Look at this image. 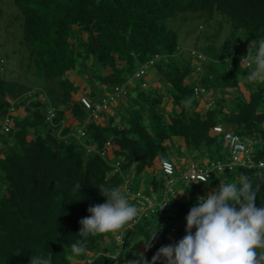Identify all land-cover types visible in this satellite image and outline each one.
<instances>
[{
  "label": "trees",
  "instance_id": "trees-1",
  "mask_svg": "<svg viewBox=\"0 0 264 264\" xmlns=\"http://www.w3.org/2000/svg\"><path fill=\"white\" fill-rule=\"evenodd\" d=\"M185 13L206 21L219 16L230 23V34L182 58L167 24ZM0 35L16 44L26 76L42 80L17 88L2 75L0 57V264H30L31 257L50 264H135L143 257L151 264L168 245L169 226L186 234L198 197L177 199L174 190L164 210L140 212L115 233L84 236L80 221L89 207L106 202L101 186L121 188L137 207L138 192L160 200L168 177L159 159L171 142L204 149L207 163L191 162L200 168L226 164L229 153L216 126L251 142L250 166L185 182L215 192L219 185L239 186L245 175L253 189L259 185L255 204L264 207V167H258L264 162V82H250L255 64L240 60L247 55L242 49L264 40V0H0ZM151 60L147 70L155 77L149 81L147 70L135 77ZM103 104L106 109L96 111ZM185 168L177 173L174 165L173 177ZM130 173L150 174L145 191L134 187ZM77 242L83 253L73 252ZM162 259L157 264H166Z\"/></svg>",
  "mask_w": 264,
  "mask_h": 264
},
{
  "label": "clouds",
  "instance_id": "clouds-1",
  "mask_svg": "<svg viewBox=\"0 0 264 264\" xmlns=\"http://www.w3.org/2000/svg\"><path fill=\"white\" fill-rule=\"evenodd\" d=\"M254 45L255 56L251 51ZM241 64H255L247 74L250 82L264 81V40L251 42ZM101 187L106 202L89 207L90 215L81 219L79 233L84 236L118 232L142 211L129 203L121 188ZM259 190V185L253 189L248 177L241 175L239 186L219 185L206 198L198 197L186 216L185 237L175 245L161 247L151 264H157L161 258L166 264H264V251H260L264 250V207L257 208L255 204ZM160 230L159 226L147 242L149 247ZM72 250L83 253L85 246L77 242ZM30 264H50V259L31 257ZM135 264L148 262L141 257Z\"/></svg>",
  "mask_w": 264,
  "mask_h": 264
},
{
  "label": "rangeland",
  "instance_id": "rangeland-1",
  "mask_svg": "<svg viewBox=\"0 0 264 264\" xmlns=\"http://www.w3.org/2000/svg\"><path fill=\"white\" fill-rule=\"evenodd\" d=\"M167 26L176 32L178 36V45L180 48V56L182 58L188 59L190 58V51L196 50L201 51L205 44L210 42L220 43L223 41L231 31V25L229 22L225 21L223 18L216 16L212 21H206L201 18L197 14L185 13L179 15L177 18L170 20ZM215 37V39H214ZM10 40L5 39L3 35H0V57L4 59L3 71L1 72L4 78L8 81H11L17 84L25 85L26 87H36L42 84L41 79H37L36 77H31L30 75L26 76L28 73L24 68L23 57L19 52L16 51V44L12 43ZM15 49V50H14ZM244 54H247V51L242 49ZM15 52V53H14ZM7 53V56L5 54ZM253 54V52H252ZM2 64V63H1ZM73 76V75H72ZM243 77V75H241ZM69 77H71L69 75ZM155 73L153 69L147 70L146 78H154ZM151 81V79L149 80ZM264 82V81H262ZM137 83V82H134ZM159 83H156L158 86ZM20 85H17V88ZM86 94H89L90 89L89 85H87L84 89ZM112 111V110H111ZM5 136V135H2ZM8 136V135H6ZM3 138V137H2ZM5 138V137H4ZM9 138V137H8ZM1 144V143H0ZM11 148L14 147V142L9 143ZM205 152L204 149H200V152H193L192 150H187L179 144L178 142H171L167 144V148L163 156L160 157L159 160L167 159L172 160L176 164H184L187 162H193L195 164H206L207 160L204 159ZM179 166V165H178ZM218 174L216 172H212L210 174L211 178H217ZM130 178L132 179L134 187L139 188L142 191H145L146 182L150 179V174L144 173L140 177L133 176L130 173ZM0 184L5 185V181L0 176ZM174 190L177 195H181L183 193H187L188 195L195 197H207L209 192H213L212 188L209 186H203L202 188H194L191 184L177 180L173 185ZM187 196L184 197L186 199ZM182 198V195H181ZM91 255V254H90ZM163 260V259H162Z\"/></svg>",
  "mask_w": 264,
  "mask_h": 264
},
{
  "label": "built area",
  "instance_id": "built-area-1",
  "mask_svg": "<svg viewBox=\"0 0 264 264\" xmlns=\"http://www.w3.org/2000/svg\"><path fill=\"white\" fill-rule=\"evenodd\" d=\"M241 60V59H240ZM153 60L149 61L147 64L140 67L138 72H136L135 77H139L140 75L144 74L145 71L148 68V65L152 63ZM246 66H249V64H245ZM199 91L201 90L195 89V95H198ZM82 103L86 108H90L91 104L86 100L82 99ZM96 111L104 110L106 109V106L103 105H96ZM10 113L4 118L1 131L4 133H8L10 131L11 127V118L10 115L14 113V108L11 106ZM52 116V114H51ZM94 118H97L96 113L93 114ZM213 131L215 133H222L223 135V141L227 148V151L229 153L228 162L226 164H223L221 162H212L208 168H200L196 166L195 164H189L184 171L181 172L180 176L178 177L180 180L183 181H193V182H201L204 183L208 180L210 177V173L212 172H222L224 169H232L235 166H250L251 162V142L247 139H244L243 137H240L236 134H234L231 130H224L221 126H216L213 128ZM81 135H83V132H81ZM159 167L161 171L168 177L166 187L164 190L161 191L162 198L158 201H156L157 196L152 193V196H145L143 194H140L139 192L136 193L135 197H138V207L143 211H154L155 206H158L160 209L162 205H166L168 202V199L170 195H174V188L173 185L176 182V178L173 177L174 175V164L166 159H163L160 161ZM258 167L263 168L264 162H259ZM167 206V205H166ZM166 206L163 209H160L161 211L166 208ZM186 235V234H185ZM185 235L179 236L176 232V228L174 226H169L168 228V245H175L180 240H182ZM117 241L122 244L121 238L118 237ZM112 259H115V256L112 257Z\"/></svg>",
  "mask_w": 264,
  "mask_h": 264
},
{
  "label": "crops",
  "instance_id": "crops-1",
  "mask_svg": "<svg viewBox=\"0 0 264 264\" xmlns=\"http://www.w3.org/2000/svg\"><path fill=\"white\" fill-rule=\"evenodd\" d=\"M222 153H223V154L226 153V149H225V148L222 149ZM173 162H174V161H173ZM189 164H191V162H187V163H184V164H179V162H178V164H176V163L174 162V165H175V168H176L177 173H178L182 168L187 167ZM178 165H179V166H178ZM187 195H188L187 193H184V194L182 195V198L185 197V196H187ZM176 198H177V199H180V198H181V195H177V194H176Z\"/></svg>",
  "mask_w": 264,
  "mask_h": 264
}]
</instances>
